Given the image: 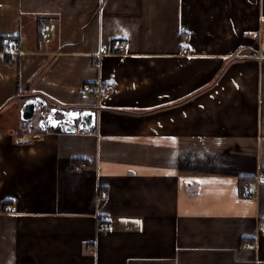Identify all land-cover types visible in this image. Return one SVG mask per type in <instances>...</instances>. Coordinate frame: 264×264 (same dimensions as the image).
I'll list each match as a JSON object with an SVG mask.
<instances>
[{
  "label": "crops",
  "instance_id": "0c3cea01",
  "mask_svg": "<svg viewBox=\"0 0 264 264\" xmlns=\"http://www.w3.org/2000/svg\"><path fill=\"white\" fill-rule=\"evenodd\" d=\"M263 170L264 0H0V264H264Z\"/></svg>",
  "mask_w": 264,
  "mask_h": 264
},
{
  "label": "built area",
  "instance_id": "2783aa9c",
  "mask_svg": "<svg viewBox=\"0 0 264 264\" xmlns=\"http://www.w3.org/2000/svg\"><path fill=\"white\" fill-rule=\"evenodd\" d=\"M43 31L46 36H50L51 28L48 24L43 25ZM16 44H17V39L15 36H4L1 38V51L4 53H11L14 51ZM128 49H129V44L126 40L115 38L110 47L101 48L97 52L96 56L98 57V60H99L105 54H109L112 52L124 53L128 51ZM114 88L115 86L112 83H108V84L99 83L97 85L89 86V89L95 91L96 94L102 98H107L111 94V92L114 90ZM46 114H47L46 110L38 109L31 119L24 121L27 131L34 135L38 134L40 119L44 118ZM72 167L75 170H79V169L88 167V164L86 161L81 160V161L72 163ZM256 178L259 182L264 184V170L260 172ZM244 194L246 195L251 194V191L249 190V188L244 190ZM108 195H109L108 192H103L101 194V199L107 198ZM99 222H100L99 225L101 228L111 227L113 224L112 220L107 215L100 216ZM258 232L264 235V219H262L258 224Z\"/></svg>",
  "mask_w": 264,
  "mask_h": 264
},
{
  "label": "water",
  "instance_id": "95a60500",
  "mask_svg": "<svg viewBox=\"0 0 264 264\" xmlns=\"http://www.w3.org/2000/svg\"><path fill=\"white\" fill-rule=\"evenodd\" d=\"M38 109L47 111L44 118L40 119L39 126L62 127L67 131H74L78 126L80 129L91 128L96 120L94 108L62 107L49 104L43 96L28 97L23 103L20 113L23 120L31 119Z\"/></svg>",
  "mask_w": 264,
  "mask_h": 264
}]
</instances>
